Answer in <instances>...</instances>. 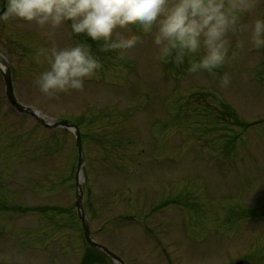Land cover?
Listing matches in <instances>:
<instances>
[{
  "label": "rangeland",
  "instance_id": "374dc122",
  "mask_svg": "<svg viewBox=\"0 0 264 264\" xmlns=\"http://www.w3.org/2000/svg\"><path fill=\"white\" fill-rule=\"evenodd\" d=\"M261 16L264 3L258 2L246 14L245 22L251 24ZM136 27L141 30H116L125 35L141 34V41L120 56L121 50L101 51L103 40L87 45L86 36L75 35L62 25L41 28L35 22L10 18L0 20V53L14 70L15 91L21 102L38 107L53 121L68 118L81 124L87 213L98 241L130 264H162L171 257L175 264H224L238 257L264 264V210L255 207L264 200V50H256L250 43L243 50L235 49L236 40H246L248 35L239 33L232 37L237 59L213 73H190L189 58L179 66L171 59L161 61L153 37L142 35L143 29ZM77 44L90 47L100 59L101 69L82 91L45 96L35 85L37 74L47 68L46 63L36 62L38 53ZM40 59L43 61L42 56ZM225 72L231 75L226 88L218 83ZM225 109L232 114L225 115ZM254 121L261 122L240 124ZM48 138L55 142L52 151L43 143ZM112 142H116L114 149ZM0 144L6 146L3 150L12 162L21 155L20 147L25 157H31L30 150L39 152L37 160L21 166L31 175L18 179L13 176L14 168L0 171V201L12 207L0 212V264H79L69 249L65 253L54 248L42 250L39 244L44 238L32 234L57 227H61L57 235L62 231L68 234L62 238L72 249L89 251L90 256L95 253L103 260L105 257L90 246L85 247L77 224L73 176L78 157L73 135L44 129L34 118L11 110L1 74ZM46 183H61V192L42 198L32 185L41 189L39 185ZM175 192L182 193L178 198L184 206H192L188 201L195 200L198 208L204 205L206 201L196 199L197 192L214 200L212 211L217 209V201L235 205V210L229 206L216 221L206 219L207 215H198L199 221L188 219L190 211H159L146 217L152 227L146 231L129 224L127 218L115 225L116 217L145 216L147 209L161 206L158 199H170ZM48 203L58 204L63 213L55 212L59 215L52 218L54 210L47 208ZM29 204L47 205L49 220L42 215L38 219L31 214L20 216L23 208L28 213ZM231 215L234 221L227 217ZM156 248L158 256L145 253ZM135 255L138 258L133 261Z\"/></svg>",
  "mask_w": 264,
  "mask_h": 264
},
{
  "label": "clouds",
  "instance_id": "9594fccd",
  "mask_svg": "<svg viewBox=\"0 0 264 264\" xmlns=\"http://www.w3.org/2000/svg\"><path fill=\"white\" fill-rule=\"evenodd\" d=\"M258 2L264 0H4L6 11H0V20L16 18L51 29L70 22L74 34L103 40L101 51L121 50L120 56L141 41V34L116 30L138 25L142 35L153 37L161 61L171 59L179 66L189 58L190 73H213L237 59L232 37L239 33L248 35L246 40H236L235 49L243 50L250 43L256 50H264V16L251 24L245 22ZM36 62L47 64L37 74L35 85L50 98L82 91L102 67L90 47L82 44L42 49ZM218 83L228 87L231 75L225 72Z\"/></svg>",
  "mask_w": 264,
  "mask_h": 264
},
{
  "label": "water",
  "instance_id": "95a60500",
  "mask_svg": "<svg viewBox=\"0 0 264 264\" xmlns=\"http://www.w3.org/2000/svg\"><path fill=\"white\" fill-rule=\"evenodd\" d=\"M5 80H6V85H7V95L9 96L10 100L12 101V103L15 104L21 110L31 111L30 108H25L22 105H20V104L17 103V101H16V99L14 97V94H13V87H12V83H11V72H10V68L7 67V66H6V71H5ZM40 120L43 122L42 119H40ZM58 125H64L66 127H72L73 126L72 124H69V122H67V121H62L60 123L54 124V126H58ZM76 130H77V136H78L79 151L81 152L80 134H79V130L77 128H76ZM81 162H82V159L80 161V166H81ZM78 206L80 207V209L82 208L81 207V196H80V200L78 201ZM82 216H83V213H82ZM83 222H84V226H85V230H86L87 239L91 243L95 244L96 246L104 249L114 259L122 262V260L118 256H116L115 254H113L112 252H110L107 248H105V247H103V246H101V245L96 244L95 242H93V240L91 239V236H90L89 226H88L87 221L85 220V217H83Z\"/></svg>",
  "mask_w": 264,
  "mask_h": 264
},
{
  "label": "bare ground",
  "instance_id": "6f19581e",
  "mask_svg": "<svg viewBox=\"0 0 264 264\" xmlns=\"http://www.w3.org/2000/svg\"><path fill=\"white\" fill-rule=\"evenodd\" d=\"M1 61H4V60L2 59V57H0V62H1ZM200 196H201V195H200ZM224 209H226V205H225V204H219V205H217V210H218L217 213H218L220 216L224 215V214H223ZM207 218L210 219L211 216H208Z\"/></svg>",
  "mask_w": 264,
  "mask_h": 264
}]
</instances>
